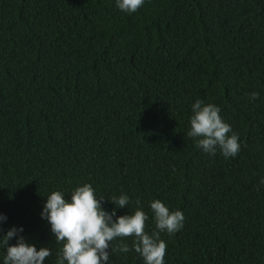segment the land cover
Listing matches in <instances>:
<instances>
[{"label":"trees","instance_id":"trees-1","mask_svg":"<svg viewBox=\"0 0 264 264\" xmlns=\"http://www.w3.org/2000/svg\"><path fill=\"white\" fill-rule=\"evenodd\" d=\"M197 99L221 109L235 157L188 137ZM262 178L264 0H145L131 14L116 0H0V235L22 228L56 264L43 204L90 183L105 211L129 197L116 216L139 199L148 234L151 201L182 211L183 228L161 233L165 264H264ZM109 264L144 261L113 250Z\"/></svg>","mask_w":264,"mask_h":264},{"label":"clouds","instance_id":"clouds-1","mask_svg":"<svg viewBox=\"0 0 264 264\" xmlns=\"http://www.w3.org/2000/svg\"><path fill=\"white\" fill-rule=\"evenodd\" d=\"M145 0H116L117 8L131 14L143 7ZM258 92H251L249 99H258ZM190 130L187 135L195 140L196 146L203 152L215 155L217 149L225 158L235 157L240 151L238 135L220 115L221 109L212 104H205L197 99L191 106ZM264 185V178L260 180ZM103 197L97 198L90 183L77 186L66 199L61 191H52L43 204L41 217L50 225L55 241L61 244L56 264H109L110 252L127 253L134 250L144 264H165L164 257L167 243L161 239V233L173 235L183 228L185 217L180 210L170 209L159 199L150 202L155 231H145L148 215L135 201L137 208L133 213L116 216V208H125L130 203L126 194L112 197L115 207L111 212L102 207ZM115 217V219H113ZM6 220L0 214V221ZM23 229L10 228L0 235V248L4 249L3 264H44L51 256V249L39 250L26 242L19 235ZM15 238V244L9 241ZM132 239L131 248L126 243H119L115 249L111 242Z\"/></svg>","mask_w":264,"mask_h":264}]
</instances>
